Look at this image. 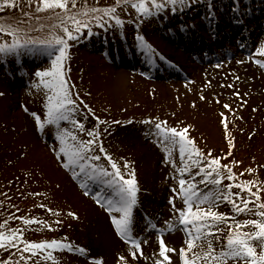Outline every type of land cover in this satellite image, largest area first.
<instances>
[{"label": "rangeland", "instance_id": "374dc122", "mask_svg": "<svg viewBox=\"0 0 264 264\" xmlns=\"http://www.w3.org/2000/svg\"><path fill=\"white\" fill-rule=\"evenodd\" d=\"M215 1L231 4L233 0ZM114 2L88 0L90 5ZM204 3L205 0H196L186 9L178 8L172 12L169 8L150 17L139 14L131 3L119 5L117 11L124 19L122 26H117L114 21L107 27L92 24L90 33L84 30L82 38L69 40L71 55L64 61V72L71 96L77 102L78 111L73 115L84 123L86 129L95 127L100 132L97 142L103 144L121 167L127 160L136 170L139 191L134 208V235L145 244L139 250L143 255L136 257L129 251L133 246L117 236L108 217L104 198L114 195L112 189L95 180L82 184L79 168H76L77 176H73L72 170L64 166L66 157L59 153L61 142L56 136V126L45 124L40 128L31 114L37 112L42 118L46 115L44 104L48 90L43 85L37 87L33 81L40 79L35 76L36 69L51 67V57L46 52L36 51L22 52L18 57L0 58V225H5L10 232L23 234L21 243L13 241L15 247H0V260H7V264H118L123 256L130 264H154L159 255L158 245L151 244L154 252H149L146 247L142 225L144 215L153 218L161 215L165 221L170 218L175 221L178 214L172 204L179 208L183 207V203L173 188H179L181 175L187 179L189 173L180 171L184 166L195 173L193 179L202 181L198 184L202 191L214 187L210 181H203L198 166L192 164L189 157L181 158L178 145L170 148L171 157H166L159 138L151 131L155 123L161 121L177 129L188 126L185 129L187 136L204 153L201 164L216 156L220 158L221 165L227 164L237 173L233 178L236 183H233L228 179L227 169H222L221 180L223 185L233 183V192H241L236 200L248 196L246 189L241 190L237 186L241 180L251 181L253 191L259 190L264 200V65L256 63L257 59H264V54L256 52V47L264 41V33L257 38L249 55L237 50L232 58H226L223 63H199L191 59L195 64L183 83L170 78L172 68L162 62L165 58L179 67L178 56L185 54L186 58H190L179 47L178 35L186 36V20L194 22V19H199V14L207 8ZM35 7L34 3L29 6L28 0H20L19 7L0 9V17L21 18L23 8L42 17L41 23L47 24L50 10L35 12ZM189 9L193 10L192 13L187 12L183 17L171 21L167 18ZM213 11L222 21L213 22L212 29L204 27L203 32L211 44L218 45L213 40L228 20L217 13L216 5ZM176 22L181 24L180 27ZM202 25L200 23L197 27ZM166 26L171 28L166 30ZM32 27L33 31L28 34L41 38L50 31L48 28L36 29L35 23ZM231 32L234 33V29ZM134 33L143 35L154 51L142 49ZM117 53H122V56H116ZM130 60L150 65L154 71L146 73L145 68L138 70L119 66V63L127 64ZM120 70L125 71V77L121 76ZM226 103L230 107L225 108ZM88 108L92 111L89 112ZM96 117L100 118L99 121ZM65 126L72 129L71 121H61L60 127ZM75 131L82 139H91L87 132ZM100 162L106 163L107 158L101 156ZM249 168L252 171H247ZM97 192L101 194L100 204L96 203ZM170 197L173 198L171 202ZM255 203L254 199L250 200V205ZM214 210L231 212L232 206L217 201ZM71 211L77 216H71ZM113 211L119 214L115 209ZM255 211L234 214L229 219L233 222L256 219ZM21 216L31 223L25 224L19 219ZM218 226L223 230L219 233L221 240H215L217 233L211 234L216 246L221 244L232 225ZM253 228L251 225L244 226L246 231ZM174 235L165 239L170 248L176 249L168 254L173 258L172 264H182L179 249L187 247L186 238L183 232ZM53 238L68 240L88 252L55 249L52 254L56 259L45 260L47 251L33 255L22 246L25 239L39 241ZM150 255L154 256L149 258ZM89 256L102 260H92ZM228 264L232 261L229 260Z\"/></svg>", "mask_w": 264, "mask_h": 264}, {"label": "snow or ice", "instance_id": "6c2138e0", "mask_svg": "<svg viewBox=\"0 0 264 264\" xmlns=\"http://www.w3.org/2000/svg\"><path fill=\"white\" fill-rule=\"evenodd\" d=\"M196 0H115L112 4L100 5L98 3L89 4L88 0H28V5L35 4V12L44 10L49 11V22L41 23L42 17L37 16L31 10L25 11L21 8V18L0 17V58L14 56L18 57L22 52H46L51 57V67L36 69L35 76L39 81L33 83L39 87L43 85L47 89L45 96L44 109L46 115L41 117L37 112H32L38 127L43 128L45 124L56 126V136L61 142L59 153L66 157L64 166L72 170L73 176H77L76 168L81 173L82 184H87L93 180L109 186L114 193L113 196L104 198L108 211L111 213L115 209L119 214L111 216L116 232L122 236L129 244L133 246L130 249L131 255L136 257L141 249V241L134 235V208L138 203L137 193L139 185L136 179V170L131 167V162L124 160L123 167L117 162L112 155L106 151L102 143H98L96 137L100 132L94 127L86 129L84 123L77 119L73 113L78 111L77 102L72 98L67 78L64 72V61L70 57L69 49L71 44L69 40L82 38L81 33L84 30L91 32V25H101L107 27L112 21L117 26L124 24V19L119 15L117 6L128 5L136 9L144 17H150L157 13L169 9L176 12L179 9H186L189 4L195 3ZM19 7L20 0H0V9L8 7ZM214 3L208 4V17H214ZM234 11L239 10V4H234ZM23 17H29L25 20ZM107 18V19H106ZM35 28L43 30L50 29L44 38L29 35L33 31L32 24ZM57 26L59 31H57ZM10 37V39H8ZM136 39L140 42L139 46L149 52H153V46L141 34H137ZM39 46V47H38ZM256 52L264 54V41L256 47ZM257 64L264 65V59H257ZM237 96L240 93H236ZM203 98V97H201ZM225 108L230 107L227 103ZM27 111V109H25ZM89 112L92 110L87 109ZM223 115V113H222ZM99 121V117H96ZM152 119V118H149ZM61 121H71L72 129L67 126L60 127ZM177 129L176 127L167 126L166 122L155 123V132L158 142L164 148L166 157H171L170 148L179 146L181 158L185 156L191 159V163L199 168V174L203 176V181H210L214 186L211 189L201 190L198 186V179H193L195 173L189 172V167L184 166L180 169L181 173H189L187 179L183 175L178 179L179 188H173L176 196L182 200L183 207L177 208L175 203L172 204L174 212L177 213L175 222L171 218L164 222L165 226L157 228V225L150 219L148 228L155 229L160 235L157 236L159 247L154 264H172V256L169 252H175L176 249L170 248L164 239L163 233L174 232L178 227H182L187 247L181 246L179 257L182 264H264V200L260 197V191H253L251 181L241 180L237 186L239 189L247 190L248 196L238 201L235 197H240L241 192H233V178L237 175L227 164L221 165L220 158L210 157L205 164L200 163L204 158V153L196 146L193 140L187 136L186 128ZM75 129L80 132H87L91 139L84 140L77 135ZM227 133V124L225 123ZM229 141V147H231ZM195 154V156L193 155ZM101 156L107 158L106 163H101ZM123 159V158H121ZM174 164L175 160L172 161ZM236 163H239L238 161ZM110 165V166H109ZM187 165V162H186ZM222 169H227L228 179L233 181L227 185L221 184ZM247 171H252L251 168ZM126 173V174H125ZM96 203H101L100 192L95 193ZM170 202L173 200L169 198ZM254 199L255 204L250 205V200ZM217 201L231 204V212L214 210ZM195 205V207H194ZM200 205H205L204 207ZM46 207V205H42ZM255 209L256 219L235 220L229 219L234 214H251ZM49 211H52L49 209ZM71 216L76 217L77 213L71 211ZM25 224H30L21 216ZM35 219L34 217L32 218ZM48 227L46 221H41ZM219 224L232 225L227 229V235L219 246L214 244L212 233H217L215 240H221L223 230ZM254 226L252 230H244V226ZM0 247L8 245L15 247L13 241L21 243L22 233L19 231H9L5 225H0ZM200 243L197 244L196 241ZM23 248L36 255L38 252L47 251L44 255L45 260H55L53 251L55 249L67 248L72 251L87 253L88 250L79 245H73L68 240H23ZM259 247V251H257ZM195 248L196 251H192ZM190 253V255H189ZM139 255H143L139 251ZM27 259H30L28 257ZM92 260H102L99 257H91ZM130 264V261L121 256L120 262ZM0 264H7V260H0Z\"/></svg>", "mask_w": 264, "mask_h": 264}, {"label": "bare ground", "instance_id": "6f19581e", "mask_svg": "<svg viewBox=\"0 0 264 264\" xmlns=\"http://www.w3.org/2000/svg\"><path fill=\"white\" fill-rule=\"evenodd\" d=\"M178 57H179L180 63L185 67V69L190 71L194 64L188 58H186L185 55H180ZM120 74L122 77H125L126 75L124 70H120Z\"/></svg>", "mask_w": 264, "mask_h": 264}]
</instances>
